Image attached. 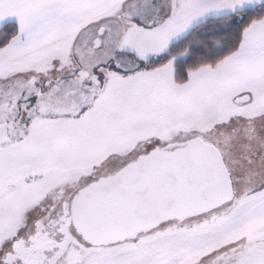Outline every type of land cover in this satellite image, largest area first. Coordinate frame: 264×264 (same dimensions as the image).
I'll list each match as a JSON object with an SVG mask.
<instances>
[{"label": "snow or ice", "instance_id": "6c2138e0", "mask_svg": "<svg viewBox=\"0 0 264 264\" xmlns=\"http://www.w3.org/2000/svg\"><path fill=\"white\" fill-rule=\"evenodd\" d=\"M0 264H264V0H0Z\"/></svg>", "mask_w": 264, "mask_h": 264}]
</instances>
